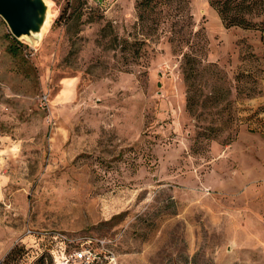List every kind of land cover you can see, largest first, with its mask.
Segmentation results:
<instances>
[{
	"label": "rangeland",
	"instance_id": "rangeland-1",
	"mask_svg": "<svg viewBox=\"0 0 264 264\" xmlns=\"http://www.w3.org/2000/svg\"><path fill=\"white\" fill-rule=\"evenodd\" d=\"M46 1L39 39L0 17V264H40L28 230L112 239L119 264H264V33L190 0L194 114L169 24Z\"/></svg>",
	"mask_w": 264,
	"mask_h": 264
},
{
	"label": "trees",
	"instance_id": "trees-1",
	"mask_svg": "<svg viewBox=\"0 0 264 264\" xmlns=\"http://www.w3.org/2000/svg\"><path fill=\"white\" fill-rule=\"evenodd\" d=\"M139 25L144 28L151 20L156 28L162 24L170 26V42L175 51L182 55V69L188 85L187 106L191 113L196 114V106L202 92L198 90L196 80L203 66V59L195 53V39L201 36L204 43L206 37L202 32L195 31L194 17L191 13L190 0H135ZM210 6L217 12L226 29L241 28L244 30H256L264 33V0H207ZM14 45L10 53L17 51ZM211 67V66H209ZM205 67V68H209ZM36 243L25 246L24 255L27 258L39 259L40 264L45 259L43 251L52 250L55 247L54 240L49 237H37ZM38 245V247L36 246ZM20 253V252H19ZM18 251L13 250L7 257V261L14 260Z\"/></svg>",
	"mask_w": 264,
	"mask_h": 264
},
{
	"label": "built area",
	"instance_id": "built-area-1",
	"mask_svg": "<svg viewBox=\"0 0 264 264\" xmlns=\"http://www.w3.org/2000/svg\"><path fill=\"white\" fill-rule=\"evenodd\" d=\"M99 3H113L114 0H89ZM27 235L51 237L55 244L52 254L59 255L56 264H119L116 242L106 237L93 235L67 236L57 231L28 230Z\"/></svg>",
	"mask_w": 264,
	"mask_h": 264
},
{
	"label": "water",
	"instance_id": "water-1",
	"mask_svg": "<svg viewBox=\"0 0 264 264\" xmlns=\"http://www.w3.org/2000/svg\"><path fill=\"white\" fill-rule=\"evenodd\" d=\"M0 17L18 39H39L51 22L46 0H0Z\"/></svg>",
	"mask_w": 264,
	"mask_h": 264
}]
</instances>
